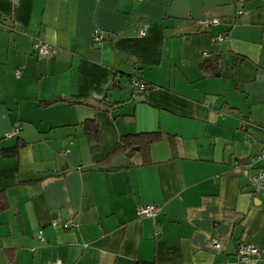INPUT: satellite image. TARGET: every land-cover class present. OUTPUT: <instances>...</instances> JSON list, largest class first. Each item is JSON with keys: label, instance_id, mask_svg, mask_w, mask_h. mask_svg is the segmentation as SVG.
<instances>
[{"label": "crops", "instance_id": "0c3cea01", "mask_svg": "<svg viewBox=\"0 0 264 264\" xmlns=\"http://www.w3.org/2000/svg\"><path fill=\"white\" fill-rule=\"evenodd\" d=\"M138 132L148 163L107 158ZM262 146L264 0H0V264H264Z\"/></svg>", "mask_w": 264, "mask_h": 264}, {"label": "built area", "instance_id": "2783aa9c", "mask_svg": "<svg viewBox=\"0 0 264 264\" xmlns=\"http://www.w3.org/2000/svg\"><path fill=\"white\" fill-rule=\"evenodd\" d=\"M240 12L241 10H239L237 13L239 14ZM199 22L201 24H216L219 22V18L217 16H212V17L206 16L203 19H200ZM140 34H143V31H140ZM102 38H103L102 33L98 29H95L93 32V39L95 41H100L102 40ZM222 38L223 35L218 34L213 37V41L218 42L221 41ZM32 46L36 50L37 54L41 57L48 56L54 52V46L40 38H35L32 43ZM14 73L16 76H18L19 69H16ZM131 84H132V90L135 92L142 91L145 87L144 83H142L139 80H133L131 81ZM16 131L17 128H14L10 132V134L16 133ZM262 158H264V146H262L258 154L249 158V162H253L257 159H262ZM234 170H236V166H234ZM249 186L253 192L258 193L259 195L264 197V169L249 176ZM157 212H158L157 204L155 203L142 204V205H138V207L136 208V217L137 218L146 217V216L153 217L157 214ZM50 224L52 226H57L59 224L63 228H68L72 225V221L70 219H64L63 221H59L58 219L55 218L50 221ZM38 238L42 240L41 231H38ZM210 243L213 248L219 247V243L215 238H212ZM259 252H260L259 247L253 242L241 241L237 245V256L241 260L255 259L259 256ZM47 264H63V263L59 259H55Z\"/></svg>", "mask_w": 264, "mask_h": 264}, {"label": "trees", "instance_id": "16d2710c", "mask_svg": "<svg viewBox=\"0 0 264 264\" xmlns=\"http://www.w3.org/2000/svg\"><path fill=\"white\" fill-rule=\"evenodd\" d=\"M219 60L220 58L219 56H217L214 58V60L211 61L210 65H206L204 63L201 66L203 69L209 68V72H214L218 67L217 64ZM144 88H146V86ZM85 126H86L85 131H86L87 137L90 140L94 141V144L92 145V147H95V142L98 137V129L92 121H87ZM158 138H159V134L157 132H138V133L123 134L119 137L118 141L115 144L114 149L107 156V158H111L118 153L131 152V154H134V153L139 154L141 164L148 163L149 162L148 146L151 142L157 140ZM19 146L20 145H17L10 149L3 150L2 153L6 155L16 154Z\"/></svg>", "mask_w": 264, "mask_h": 264}, {"label": "water", "instance_id": "95a60500", "mask_svg": "<svg viewBox=\"0 0 264 264\" xmlns=\"http://www.w3.org/2000/svg\"><path fill=\"white\" fill-rule=\"evenodd\" d=\"M219 64H221V62H219ZM216 74H218V73H216ZM136 148V147H135ZM131 153L130 152H128V155H130Z\"/></svg>", "mask_w": 264, "mask_h": 264}]
</instances>
